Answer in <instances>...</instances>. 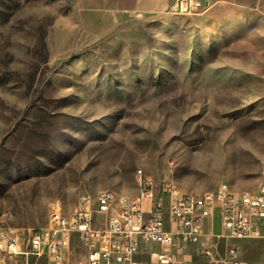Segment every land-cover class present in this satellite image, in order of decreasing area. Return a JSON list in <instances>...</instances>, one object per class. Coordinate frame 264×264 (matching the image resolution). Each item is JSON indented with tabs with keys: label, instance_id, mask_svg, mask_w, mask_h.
<instances>
[{
	"label": "rangeland",
	"instance_id": "rangeland-1",
	"mask_svg": "<svg viewBox=\"0 0 264 264\" xmlns=\"http://www.w3.org/2000/svg\"><path fill=\"white\" fill-rule=\"evenodd\" d=\"M202 1L190 13L174 0H0V237L27 240L83 194L134 196L138 169L192 193L256 189L264 0ZM207 226L221 231L217 210ZM216 244L264 264L261 239ZM63 252L86 263L75 234Z\"/></svg>",
	"mask_w": 264,
	"mask_h": 264
},
{
	"label": "built area",
	"instance_id": "built-area-1",
	"mask_svg": "<svg viewBox=\"0 0 264 264\" xmlns=\"http://www.w3.org/2000/svg\"><path fill=\"white\" fill-rule=\"evenodd\" d=\"M174 5L190 13L208 7L202 0H174ZM139 173L137 200L113 199L110 188L104 195L83 194L70 213L52 207L47 225L32 230L27 240L0 237V264L33 252L46 254L48 264H67L63 249L72 234L86 248L85 264H260L240 259L233 245L218 254L216 239L264 241V170L254 191L235 192L223 182L201 193L177 190L168 177L156 181ZM216 210L222 231L211 234L207 219Z\"/></svg>",
	"mask_w": 264,
	"mask_h": 264
},
{
	"label": "bare ground",
	"instance_id": "bare-ground-1",
	"mask_svg": "<svg viewBox=\"0 0 264 264\" xmlns=\"http://www.w3.org/2000/svg\"><path fill=\"white\" fill-rule=\"evenodd\" d=\"M139 170H141V169H138L137 172H136L138 188H139L138 192L134 196H127V195H124V194H119L116 191L110 189L111 197H113V199L124 200V199L129 198V200H137V198L141 196V189H140V182H139L140 181ZM171 182L173 183V187L174 188H177V190H180L179 187L175 184V182H173L172 180H171ZM240 192H242V191H240ZM105 193H106V189H103L97 195H104Z\"/></svg>",
	"mask_w": 264,
	"mask_h": 264
},
{
	"label": "crops",
	"instance_id": "crops-1",
	"mask_svg": "<svg viewBox=\"0 0 264 264\" xmlns=\"http://www.w3.org/2000/svg\"><path fill=\"white\" fill-rule=\"evenodd\" d=\"M138 1V3H144V0H137ZM149 1H151V5H154V6H158V5H162V2H161V0H149ZM206 231L208 232V233H211V234H218L219 232H221L222 231V229H221V231H219V232H215V233H213V229H211V228H209L208 226H207V224H206ZM194 250H195V247H190L189 248V250H188V252H194ZM188 256H189V254H187Z\"/></svg>",
	"mask_w": 264,
	"mask_h": 264
}]
</instances>
